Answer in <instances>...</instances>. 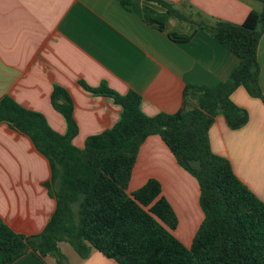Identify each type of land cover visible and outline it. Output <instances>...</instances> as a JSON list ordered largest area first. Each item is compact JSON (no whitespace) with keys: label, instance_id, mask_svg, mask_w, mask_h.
Segmentation results:
<instances>
[{"label":"crops","instance_id":"crops-1","mask_svg":"<svg viewBox=\"0 0 264 264\" xmlns=\"http://www.w3.org/2000/svg\"><path fill=\"white\" fill-rule=\"evenodd\" d=\"M0 0V99L9 96L39 112L59 134L67 132L64 115L52 104L54 87L66 91L78 148L86 138L110 128L121 106L112 97L92 93L104 85L117 94L134 91L146 116L177 112L189 97L186 85L213 87L225 80L239 59L205 27L218 21L239 24L248 12L263 9L262 0H165L186 18L165 16L163 28L145 18L166 10L148 0ZM200 26V27H199ZM257 46L259 86L264 95V22ZM190 36L173 41L168 34ZM247 113L230 128L218 112L208 129L211 150L226 158L233 173L264 203V104L243 86L230 94ZM156 179L177 224L172 235L185 247L204 218L197 179L175 159L159 134L140 144L127 192ZM57 180V179H56ZM48 159L32 140L0 122V223L25 236L38 234L51 218L56 200ZM57 249L67 264H118L92 250L81 257L65 240ZM45 264H56L46 255ZM12 264H41L28 250Z\"/></svg>","mask_w":264,"mask_h":264},{"label":"trees","instance_id":"trees-1","mask_svg":"<svg viewBox=\"0 0 264 264\" xmlns=\"http://www.w3.org/2000/svg\"><path fill=\"white\" fill-rule=\"evenodd\" d=\"M148 1L166 8L159 17L145 18L160 30L165 16L186 18L165 0ZM262 2L261 11L251 9L239 24L218 21L205 27L239 61L213 87L186 85L184 97L196 102L192 108H186L185 101L175 113L146 116L134 91L120 95L104 85L81 83L92 93L112 97L121 113L110 128L88 136L78 148L71 142L76 127L65 90L54 87L51 93L53 106L67 121L65 134L53 130L39 112L2 97L0 122L29 136L48 159L57 188L55 210L38 234L25 236L0 223V264H12L28 250L41 264L46 255L54 256L56 264H67L58 253L61 240L81 257L96 250L118 264H264V203L233 173L229 161L211 150L208 138L218 112L230 128L246 121V111L230 98L236 87L243 86L264 104L256 56L264 22ZM168 36L177 42L190 38L175 32ZM154 133L199 184L204 218L189 247L171 233L177 219L156 179L127 192L138 148Z\"/></svg>","mask_w":264,"mask_h":264},{"label":"rangeland","instance_id":"rangeland-1","mask_svg":"<svg viewBox=\"0 0 264 264\" xmlns=\"http://www.w3.org/2000/svg\"><path fill=\"white\" fill-rule=\"evenodd\" d=\"M196 104L195 100L192 99V98H189L188 102H187V107L186 108H192L194 105ZM74 208L76 209V204L74 205ZM59 255L61 256H64L62 253H60V251H58ZM52 256V255H51ZM54 258V256H52ZM66 262H67V259L66 257L64 256Z\"/></svg>","mask_w":264,"mask_h":264}]
</instances>
